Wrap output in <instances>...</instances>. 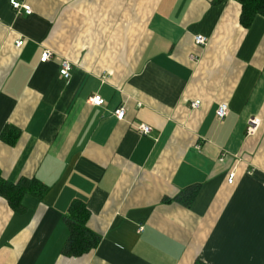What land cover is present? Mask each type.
<instances>
[{"label":"crops","instance_id":"obj_1","mask_svg":"<svg viewBox=\"0 0 264 264\" xmlns=\"http://www.w3.org/2000/svg\"><path fill=\"white\" fill-rule=\"evenodd\" d=\"M17 1L32 13L0 0V172L48 190L21 211L0 194V264H264V15L243 26L238 0ZM74 200L100 236L80 256L63 251Z\"/></svg>","mask_w":264,"mask_h":264},{"label":"trees","instance_id":"obj_2","mask_svg":"<svg viewBox=\"0 0 264 264\" xmlns=\"http://www.w3.org/2000/svg\"><path fill=\"white\" fill-rule=\"evenodd\" d=\"M242 4L241 23L243 26H250L257 15H264V0H238ZM9 143H14L15 139L4 137ZM48 187L35 178L23 177L17 182H11L4 178L0 172V194L4 196L10 205L18 211L24 208L23 198L26 195L43 197ZM195 186L188 187L182 191L177 200L188 204L196 195ZM90 212L86 203L80 200H74L71 203L68 213L65 216L66 223L70 229L69 238L63 248L66 254L80 256L93 248L100 242V236L92 232L87 221ZM196 264H204L197 261Z\"/></svg>","mask_w":264,"mask_h":264},{"label":"built area","instance_id":"obj_3","mask_svg":"<svg viewBox=\"0 0 264 264\" xmlns=\"http://www.w3.org/2000/svg\"><path fill=\"white\" fill-rule=\"evenodd\" d=\"M11 4L12 6L19 12H21L23 9L25 10L26 13L30 14L32 13V7L31 5L27 4V3H21L17 0H11ZM25 40L24 39H19L16 41V45L18 47H21L23 44H24ZM195 42L199 45H203V46H206L209 42V38L205 35H202V34H199V35H196L195 36ZM53 56V53L51 50L49 49H45L42 53V56H41V60L43 62H46L48 60H50ZM71 69H72V63L70 61H67V60H63L62 61V65H61V68H60V74L63 78H65L66 80H69L70 77H71ZM90 101L92 104L94 105H97V106H101L105 103V99L104 97H102V95L100 94H94L91 98H90ZM201 104V101L200 100H195L193 101L192 103V107L193 108H198ZM217 117L222 120L224 119L228 113H229V105L227 102H222L219 104L218 108H217ZM114 114L115 116L122 120L125 118V115H126V108L124 106H121V107H118L115 109L114 111ZM260 119L257 118V117H252L249 119L248 121V128H247V131H248V134L249 135H253L256 133V131L258 130L259 126H260ZM136 128L140 131V133L142 134H145V135H148L151 133L152 131V127L145 124V123H138L136 125ZM234 178H235V173L234 172H231L230 175H229V182L230 183H233L234 182ZM143 226H140L139 227V231H142L143 230Z\"/></svg>","mask_w":264,"mask_h":264}]
</instances>
